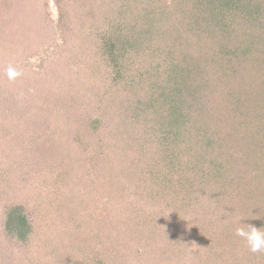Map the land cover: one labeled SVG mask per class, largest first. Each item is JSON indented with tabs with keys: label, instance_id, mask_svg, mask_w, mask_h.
Segmentation results:
<instances>
[{
	"label": "trees",
	"instance_id": "16d2710c",
	"mask_svg": "<svg viewBox=\"0 0 264 264\" xmlns=\"http://www.w3.org/2000/svg\"><path fill=\"white\" fill-rule=\"evenodd\" d=\"M30 88L62 90L64 123ZM40 103L58 120L37 132ZM246 223L264 228V0H0V264H264Z\"/></svg>",
	"mask_w": 264,
	"mask_h": 264
},
{
	"label": "rangeland",
	"instance_id": "374dc122",
	"mask_svg": "<svg viewBox=\"0 0 264 264\" xmlns=\"http://www.w3.org/2000/svg\"><path fill=\"white\" fill-rule=\"evenodd\" d=\"M50 11H51L53 17L56 19V17H57V15H56V8H55L53 2L51 3V9H50ZM19 45H20L19 43L16 44V47L19 46ZM30 63L34 65V68L35 69L34 68L33 69L35 71H40V72L42 71V73H44L43 72V68L45 66H44V64L42 62V59L40 60V57L39 56H35V57L31 58L30 59ZM46 81H47V77L44 78V79L42 78L43 84H45ZM40 93H45V95L43 97L46 99V101H49L48 103H44V104H46L48 106L49 105H52V104H54L56 107L57 106H60V119H59L58 122H59V124L64 123L65 114H64L63 108H61V105H63V101L62 100H65L64 99L65 98V95L62 92V90H57V89L56 90H53L51 88H49L48 90H46V88H45V90H39V89H36V88L35 89H31L30 88V94L28 93L29 94L28 97H29L30 102L33 103L34 100H35L36 94H38V96H37V98H38ZM40 107H42V104L41 103L39 104V106H38L37 109L33 107L32 110L30 111L29 117H28V118H31V119H36V122L34 123V130L37 131V132H39L40 129H44L46 127V125L49 124L50 121H57L58 120L56 117L46 116L44 122L42 124H38L37 120L39 118L37 119V117H38V113L40 112V109H39ZM41 133H42V131H41ZM41 133H39L40 136H41ZM37 135L38 134H36V136ZM46 155H47V157H46L47 159L50 158V153L48 151L46 152ZM45 177H46V175L44 173V170H43L42 173L38 171V173H37V180H38V182H40L39 180L45 179ZM49 178L50 177H48V179H46V180L49 181ZM30 184H33V183H30ZM40 186H42V188H43L42 190H45L46 187H48V186H43V185H40ZM11 264H16V263H11Z\"/></svg>",
	"mask_w": 264,
	"mask_h": 264
},
{
	"label": "clouds",
	"instance_id": "9594fccd",
	"mask_svg": "<svg viewBox=\"0 0 264 264\" xmlns=\"http://www.w3.org/2000/svg\"><path fill=\"white\" fill-rule=\"evenodd\" d=\"M7 78L14 81L22 75L15 66L9 65L6 69ZM235 235L246 242L249 250L253 253L264 251V228H258L253 224L246 223L236 228Z\"/></svg>",
	"mask_w": 264,
	"mask_h": 264
}]
</instances>
